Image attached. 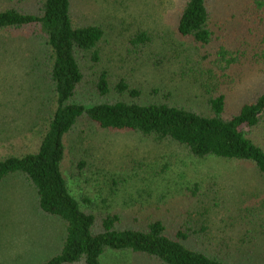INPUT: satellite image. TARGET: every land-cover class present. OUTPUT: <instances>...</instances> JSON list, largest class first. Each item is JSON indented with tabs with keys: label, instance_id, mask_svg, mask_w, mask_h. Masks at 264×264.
<instances>
[{
	"label": "rangeland",
	"instance_id": "obj_1",
	"mask_svg": "<svg viewBox=\"0 0 264 264\" xmlns=\"http://www.w3.org/2000/svg\"><path fill=\"white\" fill-rule=\"evenodd\" d=\"M249 1L209 0L214 35L202 45L177 31L186 0H72L77 23L109 30L94 70L87 56L95 73L79 100L101 98L93 86L107 69L113 82L126 78L137 88L143 102L169 100L212 112L211 98L223 94L225 115L237 111L264 80V0L261 6ZM13 2L0 0V8ZM18 5L39 12L36 0ZM140 29L153 42L137 48L132 41ZM222 48L229 54L222 57ZM48 51L31 30L0 35V160L39 147L42 121L36 119L49 107L43 101L51 94ZM79 123L66 138L63 171L77 195L93 200L87 209L118 212L124 227L162 220L172 236L180 230L189 234L188 244L197 249L237 264H264V177L252 163L197 158L172 140ZM250 134L264 147V122ZM36 198L19 175L0 184V264H40L58 249L61 226L39 213ZM107 198L108 208L102 204ZM103 264L160 263L132 252H108Z\"/></svg>",
	"mask_w": 264,
	"mask_h": 264
},
{
	"label": "trees",
	"instance_id": "obj_2",
	"mask_svg": "<svg viewBox=\"0 0 264 264\" xmlns=\"http://www.w3.org/2000/svg\"><path fill=\"white\" fill-rule=\"evenodd\" d=\"M19 1L22 0L0 8V35L28 29L46 43L51 94L43 101L49 107L36 119V123L42 121L41 129L36 131L38 149L1 159L0 184L11 176H21L35 190L39 213L59 222L60 245L40 264H103L108 252H132L160 264H237L227 256L212 255L189 245L190 236L183 230L172 236L162 220L124 227L118 212L87 209L93 200L77 195L63 171L66 138L79 122L89 120L105 131H132L157 141L172 140L197 158L250 162L264 177V147L250 134L264 122V80L254 97L229 115H225L223 94L211 98L212 112L169 100L143 102L137 88L126 78L113 82L107 69L99 72L93 86L104 99L79 100L85 81L90 80L95 73L92 69L101 61L108 28L100 23H77L72 0H36L37 13L26 11ZM208 3L209 0H186L177 24L182 37L202 45L211 42L214 32ZM253 3L263 5L260 0ZM151 42L153 37L145 29L138 30L132 41L137 48ZM219 53L222 57L229 54L224 48ZM112 92L118 94L111 97ZM117 183H113L112 190ZM109 201L107 198L102 204L108 208Z\"/></svg>",
	"mask_w": 264,
	"mask_h": 264
}]
</instances>
